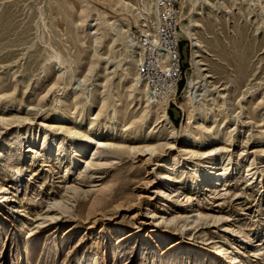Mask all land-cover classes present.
I'll use <instances>...</instances> for the list:
<instances>
[{"label":"rangeland","instance_id":"rangeland-1","mask_svg":"<svg viewBox=\"0 0 264 264\" xmlns=\"http://www.w3.org/2000/svg\"><path fill=\"white\" fill-rule=\"evenodd\" d=\"M205 1L210 4H203L195 18L196 63L207 84L192 95L204 106L189 130L197 139L223 135L226 140L209 143L219 144L222 155L242 154L238 161L232 157L231 168L259 167L264 161V0ZM123 2L142 12L147 0H0V113L6 118L0 120V154L18 152L15 128L32 129L35 137L47 131L61 142L65 135L57 128L77 124L80 106L94 97L85 124L92 113L103 122L122 120L110 146L96 157L95 169L46 157L25 141L20 160L0 159V264H76L81 253L99 255L97 264H226L215 244L234 246L245 264H264V183L251 184L239 173L209 188L175 184L170 193L158 188L161 161L178 155L186 140L182 99L196 75L191 44L183 35L186 69L169 104L178 120L177 125L171 121L176 133L152 123L137 145L155 143L158 152L133 155L127 148L134 142L127 127L139 120L144 105L131 96L130 58L95 16L96 11L108 22L120 19L133 38L138 29L132 16L119 12ZM182 8L180 27L188 23L187 0ZM81 21L87 24L79 26ZM51 48L67 63L50 58ZM66 107L68 117L52 124ZM188 161L178 160L179 172L188 171Z\"/></svg>","mask_w":264,"mask_h":264},{"label":"bare ground","instance_id":"bare-ground-1","mask_svg":"<svg viewBox=\"0 0 264 264\" xmlns=\"http://www.w3.org/2000/svg\"><path fill=\"white\" fill-rule=\"evenodd\" d=\"M103 1L109 2V0ZM187 3L189 4L186 15L188 23L186 25H181L180 35L181 37L183 35L185 40L189 41L191 44V70L196 76L194 80H190L186 83L182 99V104L184 106L182 105L181 109L184 114L181 127L185 133L184 135L186 136V140L183 141L182 146L179 147L178 155H172L161 161L160 171L158 173L159 177L157 176L160 180L158 188L168 193L172 191L175 184H185L186 187L191 188L192 190H196L199 187L209 188L214 186L216 183L226 181L233 174L239 175V173L245 177L247 182H251V184H263L264 161L259 167L253 163H248L242 165V167L237 166L235 168H231L232 157L234 160L238 161L241 160L240 158H242V154L236 153L232 155L228 153L225 156L220 152L221 148L219 147V144L209 143L210 141L226 140L223 135L220 136L219 133L212 132L209 135L202 134L200 139H197L189 130V125L193 123L196 112L200 109L199 107L204 106L203 104H200V106L197 105L196 100H194L192 95L201 91L202 86L207 84V78L202 74L204 71H201L196 63L200 45L197 39L196 29L198 25L195 18L196 16H199V12L204 10L203 4L209 5L210 3L205 0H203L202 3L201 0H187ZM123 5L124 6L119 9V12L132 16L134 19V25L138 29L140 37H147L153 45H156L158 43L159 25L156 0H147V2L141 7L148 15L149 25L147 23V17L143 11H138L136 7L127 5L125 2H123ZM95 16L99 21V24L105 30V33H108V35L111 34L115 37L113 44L118 43L121 45V51H124L126 56L130 58L128 63L133 66V72L125 74L126 76H130L131 85L129 88L132 90L131 96H133V99L136 100L139 105H144V112L142 115L140 114L141 116L139 115V120L131 123L128 127L126 126L127 135L134 140V142H132L133 145L127 146V148L133 151V155H135V153H148L147 155L151 157L154 153L158 152V144L148 142L141 148H139L140 146L137 144L141 143L139 139H141L142 131L150 124L152 125V123H157V125L167 128L171 135L176 133L175 127L167 114L170 97L175 89L169 88L167 93L161 99L154 100L153 95L151 94V89L146 85V83L141 81L139 75V65L143 62L145 56L143 47L138 45V42L136 44L135 38H131L130 29H124L120 23V19L111 18L113 21L108 22L105 20L108 19V16L96 11ZM84 24H87V22L81 21L78 25L83 27ZM96 40L97 38L94 39V43ZM51 49L52 52L49 54L50 58L56 60L59 65L67 63L66 57H64L59 51L53 48ZM164 65H168L167 60H164ZM94 100L95 97L80 106L81 113L76 117L78 122L77 124L72 126L70 123H66L57 128L58 131H62L65 135V139L61 140V142L56 141V138L52 140L51 135H49L47 131H44L42 136L35 137V135H31L32 129L23 131V129L20 130L15 128L11 130L13 138L19 142L17 147L18 152L14 156L6 158L4 155L5 153L0 154V159L4 157L7 162L12 161L13 158L20 160L21 151L23 150L21 145L25 141L29 149L32 150V148L37 147L38 151L46 157L62 160L72 167L79 166L81 169L85 170L95 169L97 167L96 157L100 154V151L110 146L108 142L111 137L115 135V133L119 132L118 128L121 126L122 120L120 121L118 118L114 117L113 121H111L108 117V120L103 122L98 120L95 113H92V120H90L88 124H85L84 120L87 116L85 114L93 104ZM67 107L59 111L58 114L53 117L54 122L52 124H58L61 121H64L62 119L68 117L71 110ZM4 118L5 117L0 113V120ZM26 120L29 121V119H25V121ZM201 121H204V117H201ZM240 124L242 125L244 122H241ZM201 125L202 124H198L199 127H202ZM6 127L8 128V125ZM236 128H238V126H236ZM146 129H148V127ZM200 129L205 130L206 128ZM229 138H231V136ZM169 145L171 144H165V146ZM261 153L264 154V149ZM180 158L189 160L187 172H179L178 160ZM219 165H221V167H219ZM2 194L3 189L0 186V202L3 198ZM6 197L9 196L6 195ZM213 249L217 250L219 255L222 253L223 257H221L224 259L226 264H245L244 259L237 256L234 246L224 247L223 245L215 244L213 245ZM87 259L92 260L90 264H97L96 262H98L100 258L99 255L87 256L86 253H81L76 261V264H87Z\"/></svg>","mask_w":264,"mask_h":264},{"label":"built area","instance_id":"built-area-1","mask_svg":"<svg viewBox=\"0 0 264 264\" xmlns=\"http://www.w3.org/2000/svg\"><path fill=\"white\" fill-rule=\"evenodd\" d=\"M183 3L184 0H156L159 21L156 45L147 37L133 33L136 44L138 42V45L143 47L145 54L143 62L139 65L141 81L151 89L155 100L161 99L169 88H174L170 104L182 80L180 23ZM164 60H167V66L164 65Z\"/></svg>","mask_w":264,"mask_h":264},{"label":"trees","instance_id":"trees-1","mask_svg":"<svg viewBox=\"0 0 264 264\" xmlns=\"http://www.w3.org/2000/svg\"><path fill=\"white\" fill-rule=\"evenodd\" d=\"M182 47H183V44L181 43V50H182ZM181 53H182V51H181ZM181 64H182V69H183V70L186 69V64H184V63L182 62V57H181ZM179 88H182V81H181V83L179 84ZM172 108H174V107H173V106H169V108H168V116H169L170 120H171L175 125H177V124H178V120L174 118V116H173V114H172Z\"/></svg>","mask_w":264,"mask_h":264}]
</instances>
